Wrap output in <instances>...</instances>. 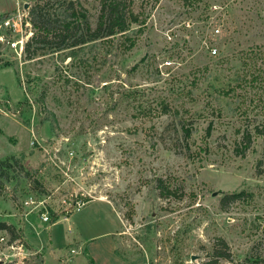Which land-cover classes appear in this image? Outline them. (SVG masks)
I'll return each instance as SVG.
<instances>
[{"label": "rangeland", "instance_id": "obj_1", "mask_svg": "<svg viewBox=\"0 0 264 264\" xmlns=\"http://www.w3.org/2000/svg\"><path fill=\"white\" fill-rule=\"evenodd\" d=\"M80 2L94 26L98 0ZM32 3L0 0V21ZM132 8L145 24L130 52L26 60L0 42V161L19 160L0 174V264H45L34 248L50 242L64 257L47 264H264V0ZM21 23L0 33L30 39Z\"/></svg>", "mask_w": 264, "mask_h": 264}, {"label": "trees", "instance_id": "obj_2", "mask_svg": "<svg viewBox=\"0 0 264 264\" xmlns=\"http://www.w3.org/2000/svg\"><path fill=\"white\" fill-rule=\"evenodd\" d=\"M190 0H184L189 2ZM133 0H98L95 25L92 26L87 9L80 0H33L28 9V17L33 28L31 38L26 42L24 55L26 60H33L44 52L62 53L65 58H73L74 51L86 47L89 43L113 45L121 40L124 51L130 52L135 46L138 37L144 30L145 20L133 8ZM132 27H136L134 34L129 35ZM107 54H110L108 52ZM171 108L164 104L160 107V114L166 115ZM184 122V121H183ZM211 124L206 128V135L211 131ZM185 150L189 151L187 141L192 131L184 124L181 126ZM17 158H8L0 161V174L11 167V163H18ZM156 187L160 196L167 198L172 194L161 179H156ZM238 197L227 196V199ZM60 216L53 215L50 224H54ZM0 222V230H12ZM17 236L13 235L11 241ZM223 245L224 242L220 241ZM227 259L228 254H220Z\"/></svg>", "mask_w": 264, "mask_h": 264}, {"label": "built area", "instance_id": "obj_3", "mask_svg": "<svg viewBox=\"0 0 264 264\" xmlns=\"http://www.w3.org/2000/svg\"><path fill=\"white\" fill-rule=\"evenodd\" d=\"M213 8L215 9L216 6H213ZM22 19H24L26 26L30 25L28 14H26L24 16L18 15V16L5 17L3 20L0 21V32L6 33L8 31H14V32L18 33L20 31V29L22 28V23H21ZM185 25L189 26L188 23H186ZM214 32L219 33V28L216 27L214 29ZM29 35H30V32L19 35L16 38H12L10 40H7L5 38V35L0 33V42L2 44L4 43L5 45H7L10 49L15 50L17 53L22 54L24 52L25 44L30 37ZM216 52H217L216 48H214V47L209 48V54L210 55H215ZM4 104L9 105L8 100L0 99V114L4 115V116H8L6 110L4 109ZM45 220H46V218H44V221ZM79 252H80L79 248L76 250L75 249L70 250V253L74 254V255L78 254Z\"/></svg>", "mask_w": 264, "mask_h": 264}, {"label": "crops", "instance_id": "obj_4", "mask_svg": "<svg viewBox=\"0 0 264 264\" xmlns=\"http://www.w3.org/2000/svg\"><path fill=\"white\" fill-rule=\"evenodd\" d=\"M5 13H7V12H5ZM2 14H4V13H0V15H2ZM16 155H18V154H16ZM101 202V201H100ZM70 214H72V211L69 213V215ZM68 215V216H69ZM68 216L67 217H63V218H61L59 221H57V222H60V221H67L69 218H68ZM57 222H55L54 224H49L50 226H53V225H55ZM70 230L72 231V229L70 228ZM70 231V232H71ZM116 232V230L115 231H110V232H108V233H106L109 237H112L113 235H114V233ZM77 238L79 237V238H83V237H80V236H76ZM113 238V237H112ZM49 241H51L50 239H49ZM114 243V242H113ZM112 243V246H111V250H112V252H113V254L115 255V244H113ZM52 242H50V245L48 246H46V247H39V248H34L35 249V251H37V252H43V254H44V263L45 264H47V261L49 260V259H51V260H54V261H58V259L60 258V257H64L63 255H61L59 252H60V250H55V248H53L52 247ZM80 248V247H79ZM116 256V255H115ZM91 259L93 260V261H95V259L94 258H92L91 257ZM78 261V260H77ZM96 262V261H95Z\"/></svg>", "mask_w": 264, "mask_h": 264}, {"label": "water", "instance_id": "obj_5", "mask_svg": "<svg viewBox=\"0 0 264 264\" xmlns=\"http://www.w3.org/2000/svg\"><path fill=\"white\" fill-rule=\"evenodd\" d=\"M24 8H28V5H27V4H25Z\"/></svg>", "mask_w": 264, "mask_h": 264}]
</instances>
